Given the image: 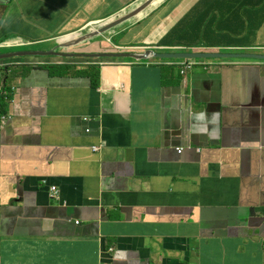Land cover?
<instances>
[{
    "label": "crops",
    "instance_id": "0c3cea01",
    "mask_svg": "<svg viewBox=\"0 0 264 264\" xmlns=\"http://www.w3.org/2000/svg\"><path fill=\"white\" fill-rule=\"evenodd\" d=\"M144 1L0 0V40L55 46ZM155 3L67 51L264 54V0ZM232 59L0 62V264H264V60Z\"/></svg>",
    "mask_w": 264,
    "mask_h": 264
},
{
    "label": "water",
    "instance_id": "95a60500",
    "mask_svg": "<svg viewBox=\"0 0 264 264\" xmlns=\"http://www.w3.org/2000/svg\"><path fill=\"white\" fill-rule=\"evenodd\" d=\"M151 2H145L140 7H137L130 13L123 15L122 17H119L118 19L114 21H108L101 25L99 29L93 33H89L82 37L81 39L77 41H73L69 44H58L53 49H49L46 51H38V50H27V51H17V52H10L5 54H0V61L8 58H14V57H44L46 55H50L52 57H63V58H75V57H81L84 58H97V57H106V56H112V57H133V58H146L148 55L159 57V58H242V59H252V60H264V54H256V53H247V54H222V53H165V54H154L150 51H147L145 55L138 56L134 54H76V53H67L63 51H55L57 48H63L67 49L68 46H75L76 44H79L81 41H85L87 39H90L91 37H95L98 34L106 33L112 28L120 25L121 23L131 19L132 17L136 16L138 12L145 9ZM75 43V45H73Z\"/></svg>",
    "mask_w": 264,
    "mask_h": 264
},
{
    "label": "rangeland",
    "instance_id": "374dc122",
    "mask_svg": "<svg viewBox=\"0 0 264 264\" xmlns=\"http://www.w3.org/2000/svg\"><path fill=\"white\" fill-rule=\"evenodd\" d=\"M151 2L149 5L153 6L155 5V0H145L143 3H141V5H143L145 2ZM141 5H139L138 7H140ZM137 8V7H136ZM135 8V9H136ZM146 10V8L143 10V12ZM143 12H141L140 14H143ZM14 34H17V33H11L9 32V34L7 35V37L3 40H0V54H5V53H10V52H17V51H27V50H38V51H46L48 49H51L53 44L52 43H34V44H27L25 43L24 45H21L19 47H16V48H8L6 50H3L5 46H7L4 41L13 37ZM121 38V37H120ZM138 40V38H136ZM130 46H134L133 48H143L144 46L146 45H139V44H132ZM25 58H28V57H15V58H8V59H4L3 61H13L15 59H25ZM40 58H53V57H40ZM209 61L211 60H216V59H207Z\"/></svg>",
    "mask_w": 264,
    "mask_h": 264
},
{
    "label": "clouds",
    "instance_id": "9594fccd",
    "mask_svg": "<svg viewBox=\"0 0 264 264\" xmlns=\"http://www.w3.org/2000/svg\"><path fill=\"white\" fill-rule=\"evenodd\" d=\"M151 7V5H148L147 7H146V10H148L149 8ZM145 10V11H146ZM144 11V12H145ZM126 15V14H125ZM123 16V15H122ZM122 16H119V17H122ZM118 17V18H119ZM117 18V19H118ZM114 20H116V19H114ZM114 20H112V21H114ZM124 23V22H123ZM122 24V23H121ZM101 26V25H100ZM99 26V27H100ZM99 27L97 28V29H94L93 31H89V32H87V33H84L83 35H81V36H79V37H76V38H71V41H69V42H63L62 44H69V43H72L73 41H77V40H79V39H81L82 37H84L85 35H87V34H89V33H92V32H95V31H97L98 29H99ZM87 40H89V39H87ZM86 41V40H85ZM85 41H81V42H85ZM7 42H19V41H17V40H5L4 41V43H7ZM80 42V43H81ZM57 43H59L58 41H56V44H55V46H57L58 44ZM79 43V44H80ZM78 45V44H77ZM19 46H21V45H12V46H5L4 48H16V47H19ZM55 46H53V48L55 47ZM70 47H74V46H68V47H66L67 49H63V48H57L55 51H63V52H67V53H78V52H72V51H67L68 50V48H70ZM114 49H119V47H115ZM86 59H94V58H86ZM189 61H191V59H188ZM43 62V61H42ZM90 64H93V61H90V60H87V63H84V64H82V63H80V62H77V63H74V65L75 66H77V68H81V69H84L86 66H88V65H90ZM27 65H30V64H27ZM81 65V67H78V66H80ZM58 66V65H57ZM197 66H203V67H206V66H204V65H196V66H194V67H197ZM178 71H179V74L183 77V75L184 74H181L180 73V71H181V67L178 69ZM189 71H186V74L188 73ZM1 87V86H0ZM4 96H7V98H9V95H8V92L6 91V89H2V91H1V93H0V97H4ZM177 149H181V148H177ZM177 149H176V151H177ZM181 150H183V149H181ZM182 152V151H181ZM178 153V152H177ZM178 154H180V153H178Z\"/></svg>",
    "mask_w": 264,
    "mask_h": 264
},
{
    "label": "trees",
    "instance_id": "16d2710c",
    "mask_svg": "<svg viewBox=\"0 0 264 264\" xmlns=\"http://www.w3.org/2000/svg\"><path fill=\"white\" fill-rule=\"evenodd\" d=\"M264 19V12H263V17H261V21ZM175 29H173L169 34V35H173ZM166 40H162L160 42L161 45H166ZM175 44H181V43H187V41L185 40H182V39H177L174 41ZM194 43V42H193ZM189 44H192V43H189ZM75 45V43L73 44ZM0 62H4L3 60L0 61ZM55 67H57V65H55ZM50 69L53 68V67H49ZM66 68H69V67H66ZM71 68V67H70ZM82 74H84L86 77H88V79H90V86L92 88H96L97 85H98V66H94L93 64H90L88 66H86L82 71H81ZM6 105H7V102L6 100L4 99V97H0V109L2 111L5 110L6 108Z\"/></svg>",
    "mask_w": 264,
    "mask_h": 264
},
{
    "label": "built area",
    "instance_id": "2783aa9c",
    "mask_svg": "<svg viewBox=\"0 0 264 264\" xmlns=\"http://www.w3.org/2000/svg\"><path fill=\"white\" fill-rule=\"evenodd\" d=\"M7 46H12V45H23V43H21V42H7V43H5ZM181 67V71H180V73L181 74H184V71H187V68H186V66L185 65H181L180 66ZM1 91H2V88L0 87V93H1ZM181 149H177V152L178 153H181ZM42 183L43 184H45V181L43 180L42 181ZM48 197L50 198V200H53V201H56V202H59V200H60V194H59V191H58V189H57V187L56 186H54V185H51L50 187H49V189H48Z\"/></svg>",
    "mask_w": 264,
    "mask_h": 264
},
{
    "label": "bare ground",
    "instance_id": "6f19581e",
    "mask_svg": "<svg viewBox=\"0 0 264 264\" xmlns=\"http://www.w3.org/2000/svg\"><path fill=\"white\" fill-rule=\"evenodd\" d=\"M175 19V16H172L171 18H170V20H174ZM143 49L147 52V51H150V52H157V53H159V52H165V51H171V50H174V47H168V46H162V47H152V46H144L143 47ZM236 60V58H234V59H232L230 62H233V61H235ZM1 86V88L2 89H6L5 88V86L4 85H0ZM8 95H9V92H8ZM0 111H2L1 109H0ZM43 181V180H42ZM59 202H61L60 200H59ZM62 205H65L64 203H62ZM78 222H76V224H77ZM111 250V249H110Z\"/></svg>",
    "mask_w": 264,
    "mask_h": 264
}]
</instances>
